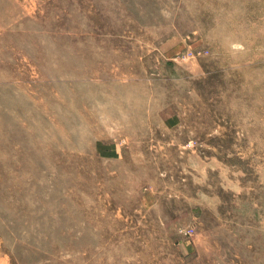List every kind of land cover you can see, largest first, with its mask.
Wrapping results in <instances>:
<instances>
[{
	"label": "rangeland",
	"instance_id": "obj_1",
	"mask_svg": "<svg viewBox=\"0 0 264 264\" xmlns=\"http://www.w3.org/2000/svg\"><path fill=\"white\" fill-rule=\"evenodd\" d=\"M0 264H264V0H0Z\"/></svg>",
	"mask_w": 264,
	"mask_h": 264
},
{
	"label": "built area",
	"instance_id": "obj_2",
	"mask_svg": "<svg viewBox=\"0 0 264 264\" xmlns=\"http://www.w3.org/2000/svg\"><path fill=\"white\" fill-rule=\"evenodd\" d=\"M183 57H184V55H183Z\"/></svg>",
	"mask_w": 264,
	"mask_h": 264
}]
</instances>
